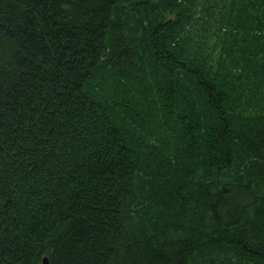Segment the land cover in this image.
Masks as SVG:
<instances>
[{"label": "trees", "instance_id": "trees-1", "mask_svg": "<svg viewBox=\"0 0 264 264\" xmlns=\"http://www.w3.org/2000/svg\"><path fill=\"white\" fill-rule=\"evenodd\" d=\"M44 259L264 264V0H0V264Z\"/></svg>", "mask_w": 264, "mask_h": 264}, {"label": "bare ground", "instance_id": "bare-ground-1", "mask_svg": "<svg viewBox=\"0 0 264 264\" xmlns=\"http://www.w3.org/2000/svg\"><path fill=\"white\" fill-rule=\"evenodd\" d=\"M179 114L181 115V117L186 118V117H188V115H189L190 113H189V111H187V110H182V111H180ZM194 115H195V116H198V117H201V116H202L201 112L198 111V110H195V111H194ZM47 262H48V260H47ZM48 264H49V262H48Z\"/></svg>", "mask_w": 264, "mask_h": 264}, {"label": "water", "instance_id": "water-1", "mask_svg": "<svg viewBox=\"0 0 264 264\" xmlns=\"http://www.w3.org/2000/svg\"><path fill=\"white\" fill-rule=\"evenodd\" d=\"M43 264H48L47 259L43 260Z\"/></svg>", "mask_w": 264, "mask_h": 264}]
</instances>
